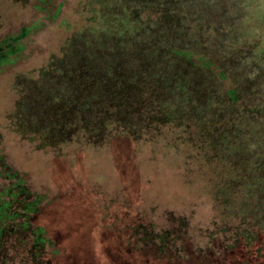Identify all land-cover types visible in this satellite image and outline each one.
<instances>
[{
  "label": "rangeland",
  "instance_id": "374dc122",
  "mask_svg": "<svg viewBox=\"0 0 264 264\" xmlns=\"http://www.w3.org/2000/svg\"><path fill=\"white\" fill-rule=\"evenodd\" d=\"M124 9L137 22L125 46L113 23L93 32ZM0 44V154L33 190L74 195L95 259L168 231L174 261L264 264V121L239 112L264 103V0H0ZM143 46L184 59L146 52L134 72ZM207 60L211 79L188 65Z\"/></svg>",
  "mask_w": 264,
  "mask_h": 264
},
{
  "label": "trees",
  "instance_id": "16d2710c",
  "mask_svg": "<svg viewBox=\"0 0 264 264\" xmlns=\"http://www.w3.org/2000/svg\"><path fill=\"white\" fill-rule=\"evenodd\" d=\"M94 13L99 15L98 11H94ZM110 14H112L110 16L112 17L111 19L106 17V15L105 18L102 16L104 21L100 22L99 26L92 25L91 29L96 34L102 32L105 34L111 33L110 31L113 28H110V23H113L116 28L114 31L121 38L120 43H123L125 46V41L129 35L134 33L133 31L137 27V22L133 19V15L126 12V9H124L122 14L113 12ZM8 40L12 42L14 38H5V40H2V44H6L10 48L11 44L8 43ZM256 43H260V40ZM147 48L149 47L143 46L140 49H133L132 55H135L133 59L137 61L136 69L133 70L134 72H139L137 69H140L139 66L142 63V57H144L142 55L146 52L152 53L149 55H155L154 58H146L147 61H145L147 63H155L158 66L160 63L166 61L167 64H172L169 58L170 56H174L172 52H175V49L171 50L170 48L169 52L164 50L159 53L160 49L157 46H154L153 51ZM188 51L191 52V50ZM10 52L11 50H8L7 53L10 54ZM260 52L259 57L264 59V49H260ZM7 53L0 50V64L7 61ZM182 54V52L176 51L174 57L182 60L184 59L181 57ZM241 57V59H238L239 61H245L246 59L250 61L252 59L248 63L253 64V66L258 65L250 55H243ZM158 58L159 60L165 59L157 61ZM146 62L144 63L143 61L142 65H145ZM131 64H127V66H131ZM208 64L209 60L202 66L196 63H190L188 65L190 68H200L201 71L199 70V72L204 74L202 76L203 79L206 77L211 79L213 72L210 71L211 69H208ZM227 64L230 67L228 70L233 72V68H231L229 62ZM154 75L158 76V73H154ZM182 76L185 75L181 73ZM218 76L220 78L223 77V73L221 72ZM218 76H215V80L220 82ZM158 79H160V74ZM235 83L238 88H241V86L245 87L246 84L245 82ZM245 92L247 91L245 90ZM226 93L230 97V101L234 104L236 98L232 97L233 94L229 91ZM181 94L182 99L190 100L186 89ZM256 103L258 104L252 106L251 111L247 106L239 107L242 118H246L254 124L264 121V103ZM246 112L249 116L243 115ZM255 114L261 116L262 119L254 117ZM55 123L52 122V127L47 125L49 131L46 135L49 138L54 137L58 141L65 140L68 134L66 135L64 130L67 127H63L62 123ZM68 125L71 126L72 124ZM223 139L226 140V138L221 136L220 140ZM228 146L233 147L234 145L227 144ZM130 159H132V153H124V161ZM69 186L72 187L73 184L71 183L66 187ZM56 196H47L46 193L33 190L21 176L17 175V172L11 168L0 154V264H109L95 259L94 252L96 246L91 247L89 245L90 239H93L95 234L93 235L88 229H82L80 227L81 223L79 221L81 215L76 217V214L80 211L78 207L79 202L73 199L74 195L70 194L67 198L64 195L63 197L55 198ZM243 211L248 212L245 208H241L240 212L242 213ZM49 214L52 217L56 216L58 218V223L57 221L55 223L56 230L49 231L46 229L47 221L52 219ZM67 219L69 220L68 223H66ZM65 223L66 226L64 225ZM106 231L107 229L103 227L99 230L102 234H105ZM111 232L114 233V230L111 231L108 229L107 235ZM57 234H60L66 240L64 246L60 245L59 249L56 247L57 240L60 241V239H56ZM168 234V231L161 232L157 235L147 232L141 237L142 246H139L137 249L128 246L124 247V245L112 246L109 249L106 248L108 255L114 256L110 264H195L187 259H180V261L171 259V253L166 249V245H164L166 242L165 238H167Z\"/></svg>",
  "mask_w": 264,
  "mask_h": 264
}]
</instances>
